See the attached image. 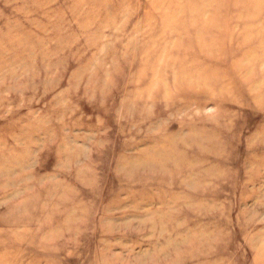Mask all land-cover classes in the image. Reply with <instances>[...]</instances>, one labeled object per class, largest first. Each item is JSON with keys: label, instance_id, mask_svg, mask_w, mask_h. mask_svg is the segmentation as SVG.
<instances>
[{"label": "rangeland", "instance_id": "1", "mask_svg": "<svg viewBox=\"0 0 264 264\" xmlns=\"http://www.w3.org/2000/svg\"><path fill=\"white\" fill-rule=\"evenodd\" d=\"M262 39L264 0H0V264H256Z\"/></svg>", "mask_w": 264, "mask_h": 264}, {"label": "bare ground", "instance_id": "2", "mask_svg": "<svg viewBox=\"0 0 264 264\" xmlns=\"http://www.w3.org/2000/svg\"><path fill=\"white\" fill-rule=\"evenodd\" d=\"M258 0H256V2H257ZM252 19L256 16V14H254V13H251L250 15H249ZM257 17H258V15H257ZM262 26V25H261ZM263 40V39H262ZM264 41V40H263ZM191 139V138H190ZM189 139V140H190ZM188 144V143H187ZM186 144V145H187ZM161 154V153H160ZM157 156H158V153H157ZM174 157V156H173ZM166 158V157H165ZM167 159V158H166ZM156 160V159H155ZM154 160V161H155ZM171 160V159H170ZM172 161H173V159H172ZM156 162V161H155ZM141 166V165H140ZM148 167V166H147ZM211 168V167H210ZM205 173V172H204ZM207 176H208V174H207ZM258 260L256 261V264H264V247H261V251L258 253ZM257 259V258H256Z\"/></svg>", "mask_w": 264, "mask_h": 264}]
</instances>
